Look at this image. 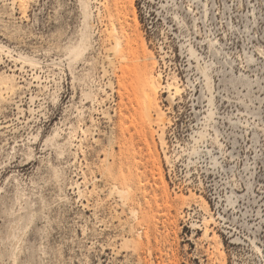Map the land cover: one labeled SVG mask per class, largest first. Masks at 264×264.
Wrapping results in <instances>:
<instances>
[{"label": "rangeland", "instance_id": "374dc122", "mask_svg": "<svg viewBox=\"0 0 264 264\" xmlns=\"http://www.w3.org/2000/svg\"><path fill=\"white\" fill-rule=\"evenodd\" d=\"M201 262L264 264V0H0V264Z\"/></svg>", "mask_w": 264, "mask_h": 264}, {"label": "bare ground", "instance_id": "6f19581e", "mask_svg": "<svg viewBox=\"0 0 264 264\" xmlns=\"http://www.w3.org/2000/svg\"><path fill=\"white\" fill-rule=\"evenodd\" d=\"M88 6H90V4L86 3ZM89 8V7H88ZM113 33V32H112ZM114 36V34H113ZM115 44H114V49H115V52L117 51H120L121 55H124L126 52V50L128 49L129 45L126 44V46H123V42H122V39L120 36H116L115 37ZM143 47L145 49V55L144 56H148V55H153V53L148 50L147 46H146V43L143 42ZM130 49V48H129ZM148 50V52H147ZM116 52V53H117ZM115 53V54H116ZM132 53V52H131ZM130 53V54H131ZM125 56V55H124ZM123 56V57H124ZM129 57V56H128ZM132 57V56H131ZM125 58V57H124ZM154 64V62H152V65ZM136 65V64H135ZM137 68H138V64H137ZM125 69V67H124ZM139 71H140V74H141V80L144 84V87H143V92H144V96L147 100L148 103H152L155 99H156V96H157V93H158V89L161 87V85H163L162 83V80H161V76L160 75H156L153 71V68L151 67V65L149 64V62L147 61H144L142 62L140 65H139ZM176 88V92H179L180 88L179 86L175 85V83H170L168 85L169 89L171 90L172 88ZM175 92V93H176ZM113 147V146H112ZM109 178V177H108ZM107 179V178H106ZM115 188V187H114ZM123 191H125V189H123ZM123 193V192H122ZM125 193V192H124ZM126 196V195H125ZM123 197V195H122ZM127 198L125 199H128V196H126ZM19 199V198H18ZM123 203V202H122ZM125 203V202H124ZM127 205V204H126ZM129 205V204H128ZM134 208V207H133ZM137 217H138V214H137ZM19 225V222L17 221H14L13 223V226H18ZM132 227V226H131ZM146 227V226H145ZM154 227V226H153ZM133 230V228H132ZM153 230V229H152ZM147 232H149V229L147 230ZM140 230H139V236L142 237V235L140 234ZM205 233L208 234V229L206 228L205 230ZM12 243H13V246H14V251L16 252L17 251V246L19 244V240L15 237L12 239ZM151 253V251H149ZM152 254V253H151ZM203 263V262H201ZM131 264V263H130ZM204 264V263H203Z\"/></svg>", "mask_w": 264, "mask_h": 264}]
</instances>
